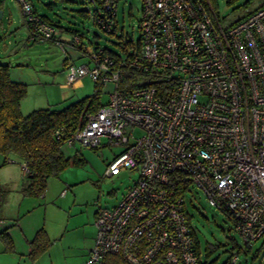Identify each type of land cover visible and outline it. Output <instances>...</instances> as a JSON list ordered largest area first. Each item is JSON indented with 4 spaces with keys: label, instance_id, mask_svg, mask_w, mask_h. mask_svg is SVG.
<instances>
[{
    "label": "built area",
    "instance_id": "1",
    "mask_svg": "<svg viewBox=\"0 0 264 264\" xmlns=\"http://www.w3.org/2000/svg\"><path fill=\"white\" fill-rule=\"evenodd\" d=\"M17 1L28 37L54 39V26ZM103 9L109 16L116 3ZM96 22L108 31L112 20ZM138 26V42L114 53L73 36L88 62L64 68L66 83L89 75L112 89L55 137L68 147L120 146L103 177L138 170L119 202L97 212L84 264L110 252L129 264H199L184 198L192 185L232 219L245 245L264 246V3L224 24L211 0H140Z\"/></svg>",
    "mask_w": 264,
    "mask_h": 264
},
{
    "label": "rangeland",
    "instance_id": "2",
    "mask_svg": "<svg viewBox=\"0 0 264 264\" xmlns=\"http://www.w3.org/2000/svg\"><path fill=\"white\" fill-rule=\"evenodd\" d=\"M37 12L45 14L63 27L79 32L85 44H95L118 51L123 43H137L140 29V0H116L114 27L111 32L100 28L94 21L96 5L90 0H31ZM53 2L52 8L41 6ZM217 18L230 23L257 8L264 0H211ZM17 0H0V62L9 64L11 79L26 84V94L20 100L23 114L37 108H61L92 94L94 82L89 75L66 83L64 67L88 62L84 50L68 45L63 49L52 40L28 39L26 25ZM85 11V15L81 14ZM80 11V12H79ZM121 45V46H120ZM112 84L100 87L101 99L108 100ZM140 134V130H135ZM120 146L102 139L97 147L74 144L65 148L70 162L58 177L47 179L46 201L58 209L46 208V226L50 237L59 236L60 250L54 255L56 264H84L96 234L94 215L102 208L116 205L138 176L137 169H126L112 177H103L109 161ZM78 158L76 161L75 159ZM63 190L61 194L60 191ZM185 209L199 243L203 258L207 245L214 249L211 257L221 263L236 255L233 264H258L264 253L262 239L247 249L234 223L222 210L208 204L204 193L192 185L185 193ZM56 232V233H57ZM93 244V243H92ZM257 253V254H255Z\"/></svg>",
    "mask_w": 264,
    "mask_h": 264
},
{
    "label": "trees",
    "instance_id": "3",
    "mask_svg": "<svg viewBox=\"0 0 264 264\" xmlns=\"http://www.w3.org/2000/svg\"><path fill=\"white\" fill-rule=\"evenodd\" d=\"M28 1L32 5L33 12L44 21L53 25L56 29V35L54 39H51L52 41L58 45L62 43L64 46L68 45L85 51L81 44H87L82 41L81 35L77 30L70 27H63L45 14L37 12L33 2L31 0ZM90 1L96 5L94 9V21L96 22L98 18L109 17L112 23L107 32H111L114 27L115 12L109 16L104 12L103 3L106 0ZM108 1L116 3V0ZM52 5L53 2H47L42 3L41 6L51 9ZM81 11V14H86L85 11ZM63 29L72 32L70 33V39L63 40L61 38ZM75 35L80 39V45H72V38ZM92 45L101 46L97 42ZM102 47L112 53L117 52L106 46ZM94 83L95 90L92 94L75 100L61 108H37L29 111L27 114H23L20 110V100L26 94V84L11 79L9 64L0 62V153L4 156V161L9 159L11 155H15L25 163L27 183L22 188L25 194H41L46 188L47 179L49 177H58L63 168L70 162V156H66L64 153V149L69 147L64 144L63 139H57L55 137L54 131L61 125L72 129L83 122L87 112L95 111L104 104L100 94L101 84L97 80H95ZM77 159L78 158H76L75 161ZM185 185H180V191L184 190ZM1 237L6 243L7 248H11L10 238L6 235H1ZM30 243L31 255H33L36 251L46 248L50 241L45 231L43 229H38L34 237L30 240ZM196 244L197 252L200 255L199 264H233V262L230 261L231 257L218 263V256H210L214 249L209 245L205 248V258H203L197 240ZM248 247L249 245H247V249ZM260 260L261 256L258 264H260ZM101 264L129 263L120 253L110 252L102 258Z\"/></svg>",
    "mask_w": 264,
    "mask_h": 264
},
{
    "label": "crops",
    "instance_id": "4",
    "mask_svg": "<svg viewBox=\"0 0 264 264\" xmlns=\"http://www.w3.org/2000/svg\"><path fill=\"white\" fill-rule=\"evenodd\" d=\"M19 8L22 15L20 5ZM25 31L28 33V29ZM61 33V38L68 40L72 32L63 29ZM28 39L33 40L29 37ZM26 175L23 161L15 155L4 161V156L0 153V264H56L54 255L60 250L58 239L62 232L58 234L57 227L54 238L50 237L45 217L49 203L46 201V194L44 191L39 195L25 194L22 188L27 183ZM60 193L62 194L63 190ZM49 205L52 212L59 208L54 200H51ZM38 229L45 231L50 243L46 248L31 255L30 240ZM1 235L10 238L11 248H7Z\"/></svg>",
    "mask_w": 264,
    "mask_h": 264
},
{
    "label": "water",
    "instance_id": "5",
    "mask_svg": "<svg viewBox=\"0 0 264 264\" xmlns=\"http://www.w3.org/2000/svg\"><path fill=\"white\" fill-rule=\"evenodd\" d=\"M0 14H1V11H0ZM101 16H102V14H101Z\"/></svg>",
    "mask_w": 264,
    "mask_h": 264
}]
</instances>
